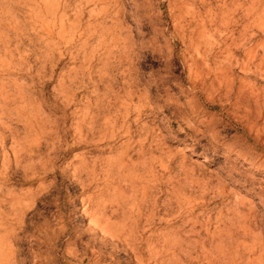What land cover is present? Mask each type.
<instances>
[{
    "label": "rangeland",
    "instance_id": "1",
    "mask_svg": "<svg viewBox=\"0 0 264 264\" xmlns=\"http://www.w3.org/2000/svg\"><path fill=\"white\" fill-rule=\"evenodd\" d=\"M35 8L40 13L31 19ZM0 16V36L33 64L32 72L0 65V113H13L14 105L1 102L23 91L34 94L48 127L65 133L73 124L60 151L49 155L51 166L34 173L12 149L13 136H25L23 122L0 117L9 129L8 142H0V252L12 264H141L139 253L107 243L94 225L105 170L117 157L139 164L106 195L114 188L130 195L134 181L160 202L190 199L170 212L176 220H158L156 235L204 242L212 264H264V0H0ZM50 21L63 25L65 38L58 29L48 36ZM247 57L259 71L236 67ZM42 60L47 75L32 81ZM221 67L228 68L225 79ZM75 70L85 82L75 88L77 101L84 98L64 108L58 86ZM96 94L107 97L103 116L115 131L84 142L73 137L74 127L85 97ZM85 163L96 165L89 180L74 176ZM198 256L195 264H206Z\"/></svg>",
    "mask_w": 264,
    "mask_h": 264
},
{
    "label": "bare ground",
    "instance_id": "2",
    "mask_svg": "<svg viewBox=\"0 0 264 264\" xmlns=\"http://www.w3.org/2000/svg\"><path fill=\"white\" fill-rule=\"evenodd\" d=\"M46 7H47V3L44 2L43 8H40L41 13L47 10ZM40 11L37 10L36 8L32 9L30 11V16H31L30 18L31 19H34V17L36 18L38 14L40 13ZM53 16H56V14L53 13ZM45 19H47V17H45ZM2 23H3V17L0 16V27L2 26ZM48 28H49V32H48L49 37L58 29L56 26V22H51V21L48 22ZM11 30H15V27H13ZM65 32L66 31L63 25H61V28L58 29V32H57L58 37L65 38L66 37ZM0 42H2V44H5L4 50L0 52V55L2 54L0 57L1 66L21 67V65H25L28 67V70L32 72L33 64L27 63L26 61L28 54L20 55L19 46H17L15 49H10V46L12 44L10 43L11 39L8 37H5L3 39V37L0 36ZM211 50H212V47H211ZM213 50H216V48H213ZM16 54L20 55V57L14 60V57ZM202 59L205 62H208L210 57L206 56L204 58L202 57ZM13 60L15 62H13ZM246 60L247 61H243V62L237 61L236 67H239L240 65V67H243L244 71H247V74L253 70L254 71L260 70L261 65L260 66L253 65V61L256 59L247 57ZM88 61L90 62V60ZM41 62H42L41 70H39V72L36 73L35 77L30 78L32 81H34L36 78H38L39 80L43 79L47 75V72H46L47 60L45 61L42 60ZM90 65H92L91 62H90ZM226 67L231 68L232 70L234 69L232 64H229ZM228 68L221 67L218 73L219 74L218 77L220 79L226 78ZM79 73L80 72L76 70L72 71L69 74L64 75L63 79L60 80V84L58 86V88H60L59 93H58V96H59L58 101H61V105L64 108L66 107L68 108V106L70 108H73L74 106H78L79 102L83 101L84 97L80 99L79 101H77V98L79 95H78V92L75 91V88L83 86V83L85 84V82L83 81L84 77L79 75ZM29 74H32V73H29ZM89 80H90L91 85L95 88V92L96 90L98 91V88L100 87V85L96 84L92 78H90ZM104 81H106V79L103 76L100 80V84L103 83ZM33 88L34 87L31 86L30 90ZM107 88L108 87H106V89ZM56 89L57 88H55V90ZM243 89L245 88H242L241 90ZM16 90H20V88ZM9 91L10 89L9 90L6 89L4 93L7 94L9 93ZM33 95L34 94H25L23 91H20L19 94L17 93L14 96V99L11 100V102L8 101L9 98L8 96H6L2 100L1 103L3 104V107L14 105V107L12 106L13 113H8L6 110H2V112L0 113L1 115L0 117L2 119H5L7 117L10 118V116L13 115L20 122H23L25 126L24 127L25 136L24 138L18 141L13 136L12 138L13 148L12 149H14L17 146L19 150L17 152L18 155L16 156H18L19 159L27 162L29 169H27L25 172L30 171V172L35 173L36 170H38L39 168H42V167L45 168L47 165L51 166L52 160H50L51 158L49 159L50 157L49 155L57 154L60 151L61 145H63L62 143L65 142V138L63 139V136L72 132L73 124L71 125V127L67 128L65 133H63V128L59 127V125L51 124L48 127L46 121L40 118L41 110L37 109L35 105L31 102ZM119 96H116V97H119ZM85 98L87 100L86 103L88 104V106H87V109H85L86 112H84V114L80 113V115H83L82 120L79 123H77L76 126L74 125L75 133L73 137L75 138L77 137L79 140L81 141L83 140L84 142L88 141L89 139L94 141L96 138L99 139L102 136L105 137L107 134L108 127L112 129V132H114L115 131L114 128L116 124L109 126L110 125L109 119H106L103 116V108H104L103 106L106 102L107 97L105 96L101 97L99 96V94H96V95H93V97L91 96V97H85ZM66 118L67 117H65V120H67ZM0 123H1V130H2V133H0V136H1L0 142H2L3 144H6L9 139V136H7L9 129L5 123L1 121ZM101 125H106L104 133H103L104 130L100 131ZM99 140L101 141V138ZM46 153H48V155ZM138 164L139 163L137 164L134 163L133 159L126 161L124 157H117L114 161H112V163L110 162V165L107 164L108 166L105 170L107 178L104 180L105 182L104 188L103 189L101 188L102 191H101V194L99 195V199L96 205L98 207V210L96 212V219L94 222V225L96 226V230L106 235L107 243L111 242V244H114L115 242H117L119 246H125L127 248L132 249L131 251L134 254L139 253L140 255L137 259L141 260L140 261L141 264H143L144 261H148L147 264H195L199 260V256H198L199 252H201L202 257L205 260L206 264L214 263L216 260L215 261L213 260L216 259V257L214 259L212 258L213 254L210 250H206L205 248L206 246L204 245V242L200 243L199 240L197 241H192L188 239L182 240L176 235H174L172 232L159 233L157 235L155 234V232L159 229L160 224H162V223L159 224L158 220H160L161 222V220L163 221L166 216L172 215L170 212L174 210L175 206L184 209L190 203L189 198L181 199L178 196L177 198L178 201L176 202L175 200L176 203H174L173 201H170V199L169 200L165 199L164 202H160V198L158 199V198H151V196L149 197L150 191L148 192L147 190L144 189V187H140L138 185L135 186L134 181H133V185H131L133 193L130 195H128V193H126L125 191H122L121 190L122 188L121 189L114 188L113 189L114 194L111 196L106 195V193H103L104 191H109L110 186L113 183L117 182L118 181L117 179L127 178V176L129 175V172L132 169H134L135 166H137ZM79 170L80 171H75L76 173L74 174V176H76L77 178H80L85 173L86 176L88 177V178L86 177L88 180L89 178L94 177V175L97 172L96 165L90 166V163H85V165L82 166L81 169ZM112 173H114L115 175L114 178L116 179L112 178V176H114L112 175ZM109 208L112 209V212H111V215L108 217L107 211ZM162 211H164L163 214H162ZM20 215L22 217V218L20 217L21 219L20 224L26 225L27 222L25 221L26 214L24 212V209H21ZM171 217H172L171 220L177 219L176 215H172ZM28 219L31 220V218H28ZM138 238L140 239L138 240ZM152 238H156L155 241L152 240ZM219 245L220 244H217L216 248H218ZM143 249L144 251H142ZM218 249H220V247ZM237 251L238 250H236V252ZM5 254H3V252H0V264H12V262L7 259L8 256L6 257ZM193 255L196 257L193 258Z\"/></svg>",
    "mask_w": 264,
    "mask_h": 264
}]
</instances>
